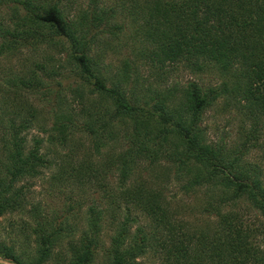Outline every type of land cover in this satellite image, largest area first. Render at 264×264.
<instances>
[{"label":"trees","instance_id":"1","mask_svg":"<svg viewBox=\"0 0 264 264\" xmlns=\"http://www.w3.org/2000/svg\"><path fill=\"white\" fill-rule=\"evenodd\" d=\"M0 2L21 10L18 19L36 41H65L67 60L94 96L82 101L76 114L59 111L56 118L73 123L74 116L80 117L96 152L102 140L125 141L110 155L120 188L145 162L165 158L175 162V178L184 179L185 189L211 188L217 194L208 206L215 221L207 228L188 229L173 217L161 191L143 181L123 190L127 205L115 203L122 217L107 236L99 208H88L79 224L66 218L56 222L29 202V184L21 182L36 177L48 161L39 151L40 139L26 146L22 133L30 118L15 122L0 115L5 129L0 135V217L24 213L31 222L25 233L28 249L0 238V264H142L148 253L155 264H264V0H123L132 10L138 45L132 50L135 61L124 60L112 75L100 70L81 27L88 29L87 20L93 31L100 25L118 29L108 22L113 9L89 0L91 8H81L76 20L69 19L63 0ZM140 65L154 85L142 76ZM175 65L194 75L213 69L224 79L215 86L196 80L163 85ZM221 98L240 116L237 139L230 145L221 137L209 140L201 126L204 113ZM53 123L52 140L64 145L72 125ZM250 152H257L253 160ZM229 202H238V212L222 211ZM136 210L139 215H132ZM139 216L146 224L132 229ZM251 217L256 223L248 221Z\"/></svg>","mask_w":264,"mask_h":264},{"label":"rangeland","instance_id":"2","mask_svg":"<svg viewBox=\"0 0 264 264\" xmlns=\"http://www.w3.org/2000/svg\"><path fill=\"white\" fill-rule=\"evenodd\" d=\"M122 1L94 0L100 7L114 10L108 22L118 25V29L100 25L93 31L91 23L87 20L85 25L88 29L84 25L81 27L87 31L85 38L89 42L91 53L97 57L100 70L108 75H112L121 67L124 60L131 62L136 58L132 54L134 44L138 45L132 34L136 28L133 26L132 10L127 2L122 4ZM62 4L69 19L76 20L81 8L88 9V6H92L89 0H63ZM20 15L21 10L15 5L0 2V115L6 118L15 117V122L30 118L31 125L22 133L26 146H32L34 139H40L39 151L48 160L46 167L41 168L36 177L21 181L29 184V202L39 204L42 213L48 218L54 217L56 222L66 218L71 224H79L88 208H99L103 215V234L107 236L114 227L113 224L122 217L121 208L116 211L114 205L117 202L118 208H124L123 199L126 194L123 190L130 191L128 187H132L135 181H143L145 187L161 191L173 217L188 229L203 226L207 228L208 224L211 227L215 217L211 215L208 206L216 202L215 189H185L184 179L182 181L175 178V162L165 158H159L152 164L145 162L120 188L110 155L120 151L125 141L120 137H111L106 142L102 140L101 144L98 143L99 150L96 152L91 143L92 135L82 126L80 117L74 116L73 123L56 118L59 111L67 112L71 109L76 114L80 110L81 102L94 94L89 93L88 84L82 85L83 81L78 77L77 69L67 60L63 45L65 41H36L29 32H25L27 27L18 19ZM94 32L96 35L91 38ZM136 60L138 62V59ZM167 68L175 70L164 79L163 85L173 81L183 84L188 80H196L205 86H215L224 79L213 69L194 75L178 65H175V68ZM139 71L142 76H148L147 67L140 65ZM148 81L154 85L151 76H148ZM17 110L19 115L11 114ZM55 119L57 124L63 123L67 127L72 125L64 145L52 140L51 134H55L52 132ZM201 126L209 140L216 141L221 137L230 145L237 139L240 116L235 108L225 105L221 98L204 113ZM244 126L248 128V123H244ZM3 131L5 129L0 128V135ZM256 155L257 152H250L248 159L253 160ZM222 211L238 212V202L225 204ZM131 214L139 215L137 210ZM248 221L256 223L253 217ZM146 222V219L140 220L139 216L132 229L137 224L144 226ZM27 223L31 222L24 213L0 217V238L7 242L15 240L21 245V249H28L30 238L25 241ZM154 258L148 253L141 258V262L155 264Z\"/></svg>","mask_w":264,"mask_h":264}]
</instances>
